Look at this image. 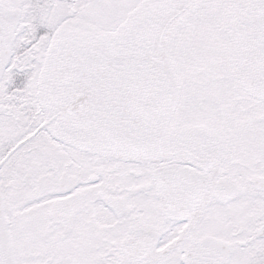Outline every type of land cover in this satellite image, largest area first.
<instances>
[{
    "label": "snow or ice",
    "instance_id": "snow-or-ice-1",
    "mask_svg": "<svg viewBox=\"0 0 264 264\" xmlns=\"http://www.w3.org/2000/svg\"><path fill=\"white\" fill-rule=\"evenodd\" d=\"M0 264H264V0H0Z\"/></svg>",
    "mask_w": 264,
    "mask_h": 264
}]
</instances>
